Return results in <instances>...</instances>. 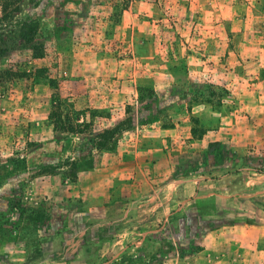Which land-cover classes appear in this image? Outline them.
<instances>
[{
  "label": "rangeland",
  "instance_id": "1",
  "mask_svg": "<svg viewBox=\"0 0 264 264\" xmlns=\"http://www.w3.org/2000/svg\"><path fill=\"white\" fill-rule=\"evenodd\" d=\"M18 4L0 264H264V0Z\"/></svg>",
  "mask_w": 264,
  "mask_h": 264
},
{
  "label": "trees",
  "instance_id": "2",
  "mask_svg": "<svg viewBox=\"0 0 264 264\" xmlns=\"http://www.w3.org/2000/svg\"><path fill=\"white\" fill-rule=\"evenodd\" d=\"M19 2L21 0H0V61L20 50H29L33 58L44 56L45 39L39 34L36 24L29 19L21 21L13 18ZM7 75H10L8 71L0 72V84ZM107 133L114 132L107 131ZM12 200V198L8 199V201Z\"/></svg>",
  "mask_w": 264,
  "mask_h": 264
}]
</instances>
